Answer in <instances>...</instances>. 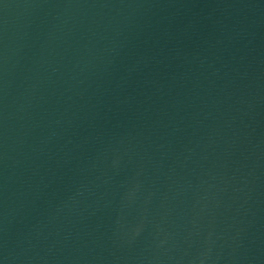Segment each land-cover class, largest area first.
<instances>
[{"label": "water", "instance_id": "1", "mask_svg": "<svg viewBox=\"0 0 264 264\" xmlns=\"http://www.w3.org/2000/svg\"><path fill=\"white\" fill-rule=\"evenodd\" d=\"M0 264H264V0H0Z\"/></svg>", "mask_w": 264, "mask_h": 264}]
</instances>
